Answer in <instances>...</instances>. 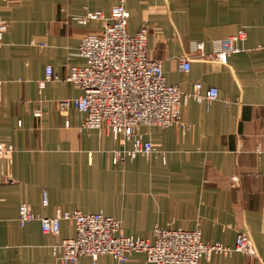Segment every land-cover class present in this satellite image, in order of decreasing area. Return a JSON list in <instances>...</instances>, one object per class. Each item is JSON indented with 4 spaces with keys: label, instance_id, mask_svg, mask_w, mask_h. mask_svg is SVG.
<instances>
[{
    "label": "crops",
    "instance_id": "1",
    "mask_svg": "<svg viewBox=\"0 0 264 264\" xmlns=\"http://www.w3.org/2000/svg\"><path fill=\"white\" fill-rule=\"evenodd\" d=\"M116 2L0 0L8 25L0 41V141L13 147L0 158V264H62L52 250L76 236L66 221L59 237L44 234L39 221L22 227L23 204L38 218L102 214L134 239L153 241L156 228L200 230L204 243L233 248L248 234L253 258L214 254L198 264H264V0H126L128 33L149 31L150 58L167 84L192 94L201 83L203 94L213 87L219 98L182 104L185 129L140 127L163 156L125 161L116 154L133 147L122 135L86 130L85 114L58 106L82 95L66 77L86 65L82 40L104 27L73 18L101 12L108 19ZM241 32L226 63L208 59L218 42ZM47 68L53 80L41 88ZM76 264L120 263L84 256ZM126 264L152 263L133 254Z\"/></svg>",
    "mask_w": 264,
    "mask_h": 264
},
{
    "label": "built area",
    "instance_id": "2",
    "mask_svg": "<svg viewBox=\"0 0 264 264\" xmlns=\"http://www.w3.org/2000/svg\"><path fill=\"white\" fill-rule=\"evenodd\" d=\"M126 0H117L108 19L101 12H89L84 17H74L81 25L89 21L103 20L104 27L99 34L84 38L79 55L86 60L82 68H69L66 81L82 91L74 100L59 103L61 111L72 106L86 115L84 129L111 130L122 135L132 144V150L117 153L116 160L125 161L141 155L148 158L162 155L154 144L145 141L140 127L168 129L173 126L186 128L181 118L182 104L195 101L198 104L215 102L219 98L216 88L202 93V84L196 83L192 94H184L177 86L166 82L162 66L150 58L148 49L149 31L142 29L136 35L128 33L130 14L125 7ZM8 30L7 23L0 17V41ZM246 34L229 38L216 44L215 52L208 59L226 63L230 54L239 51L234 46L244 40ZM35 45V42H32ZM41 47H43L41 45ZM198 51L205 56L204 47ZM190 61L182 62V70L189 72ZM53 80L52 68H47L46 78L40 83ZM13 152V147L0 141V158ZM39 221L42 232L59 237L61 222H69L76 232L73 239L59 241L53 248V256L62 264H76L81 257L97 260L111 256L120 264H126L133 254H145L152 264H198L203 258L221 255L231 256L242 253L250 258L255 256L253 243L248 234H239L233 248L221 244L204 243L200 230H163L156 228L153 241L128 238L122 232V224L102 214L84 215L80 212L59 210L53 218H38L25 204L20 206L19 223L22 227Z\"/></svg>",
    "mask_w": 264,
    "mask_h": 264
}]
</instances>
